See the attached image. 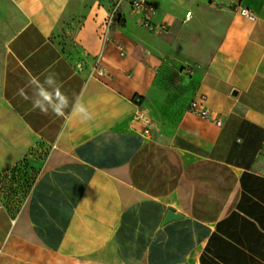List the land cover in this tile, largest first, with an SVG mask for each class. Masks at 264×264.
Returning <instances> with one entry per match:
<instances>
[{"label":"crops","instance_id":"crops-1","mask_svg":"<svg viewBox=\"0 0 264 264\" xmlns=\"http://www.w3.org/2000/svg\"><path fill=\"white\" fill-rule=\"evenodd\" d=\"M147 1L155 32L124 1L110 21L116 0H0V247L94 264H264V0ZM184 16L187 34H159ZM209 29L217 41L195 44ZM49 73L93 120L18 95ZM199 96L220 126L188 112ZM26 164L37 174L18 206L5 176ZM168 208L181 217L163 223Z\"/></svg>","mask_w":264,"mask_h":264},{"label":"rangeland","instance_id":"rangeland-1","mask_svg":"<svg viewBox=\"0 0 264 264\" xmlns=\"http://www.w3.org/2000/svg\"><path fill=\"white\" fill-rule=\"evenodd\" d=\"M116 16L117 15L115 13L113 18L114 21L116 20ZM202 16L204 19H206L207 17L205 14H203ZM190 19L184 16L182 20L171 26L167 24H163L161 25L162 32H160L159 34L167 37H172L175 35V32L178 33L180 30L182 34L185 35L187 33L184 27H186L185 24L188 23ZM212 19L210 20L212 21ZM217 19L219 18L215 16V20ZM76 21L79 22L80 21L79 18L76 19ZM68 25L70 27V24ZM71 30L69 28L67 29L62 28L61 30H58L55 34V39L60 45L62 51L68 54H71V47L73 46L72 35L70 34ZM211 31H212L211 29L205 30L201 35H199L200 37L196 35L192 40L196 39L194 43L198 44V46L202 45V41L204 37L212 38V40L216 42L218 36L216 34L214 36H210ZM179 68L181 69L183 68L184 70L189 68V66H179ZM181 78L184 80L187 79L186 76L185 77L183 76ZM36 174L37 171L32 166H29L27 164L20 166V168L16 172L10 173L5 176L8 177V182L6 183V187L4 191L8 193V196H12L13 200L19 201L20 199H25L26 193L28 192V189L31 185L30 183L33 182ZM22 252L24 253V256H22L21 254ZM26 255H28L29 258H25ZM27 260L30 263H28ZM0 264H94V263L85 262L83 260L75 259L72 257L53 255L45 250L24 248L19 244L11 242L10 244H6L4 247H0Z\"/></svg>","mask_w":264,"mask_h":264},{"label":"clouds","instance_id":"clouds-1","mask_svg":"<svg viewBox=\"0 0 264 264\" xmlns=\"http://www.w3.org/2000/svg\"><path fill=\"white\" fill-rule=\"evenodd\" d=\"M62 84L57 80L54 73L44 75L43 80L38 77H31L25 87L18 89V95L30 101L33 110H39L47 115L49 113L56 117L63 118L66 110L71 117L77 118L81 123L93 120V113L81 96L75 95L70 100L62 90ZM30 94L28 93V90Z\"/></svg>","mask_w":264,"mask_h":264},{"label":"built area","instance_id":"built-area-1","mask_svg":"<svg viewBox=\"0 0 264 264\" xmlns=\"http://www.w3.org/2000/svg\"><path fill=\"white\" fill-rule=\"evenodd\" d=\"M121 1H124L127 4H129L132 11L140 12L142 14L140 23L145 29L152 32L158 31L160 29V26L155 25L151 20L152 15L154 14V7L147 0H116L114 8L112 9L110 14V18H109L110 21L113 20L117 7ZM237 10L239 14H241L242 16L246 17L249 20H254L256 18V15L246 6L238 5ZM186 15H187L186 17H189L190 12H187ZM187 72L191 73L190 70H188ZM204 100H205L204 96H199L191 100L188 105V112L199 118L212 121L214 124L220 126L222 124L221 119L217 116L216 113H214L213 111H211L209 108L206 107ZM144 125L145 127L143 129V134L148 136L150 133V126L148 122H146ZM23 202L24 199H20L16 204L20 206Z\"/></svg>","mask_w":264,"mask_h":264},{"label":"water","instance_id":"water-1","mask_svg":"<svg viewBox=\"0 0 264 264\" xmlns=\"http://www.w3.org/2000/svg\"><path fill=\"white\" fill-rule=\"evenodd\" d=\"M232 95H236V91H232ZM181 216L174 212L172 208H168L166 215L164 217L163 223H167L169 221H172L174 219L180 218Z\"/></svg>","mask_w":264,"mask_h":264},{"label":"bare ground","instance_id":"bare-ground-1","mask_svg":"<svg viewBox=\"0 0 264 264\" xmlns=\"http://www.w3.org/2000/svg\"><path fill=\"white\" fill-rule=\"evenodd\" d=\"M187 16V15H186Z\"/></svg>","mask_w":264,"mask_h":264}]
</instances>
